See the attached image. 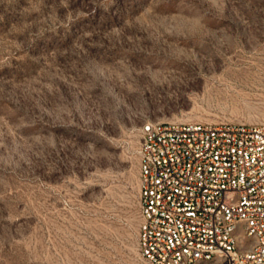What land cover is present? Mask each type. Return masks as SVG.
Wrapping results in <instances>:
<instances>
[{
    "label": "rangeland",
    "instance_id": "1",
    "mask_svg": "<svg viewBox=\"0 0 264 264\" xmlns=\"http://www.w3.org/2000/svg\"><path fill=\"white\" fill-rule=\"evenodd\" d=\"M162 120L264 124V0H0V264H148Z\"/></svg>",
    "mask_w": 264,
    "mask_h": 264
},
{
    "label": "built area",
    "instance_id": "2",
    "mask_svg": "<svg viewBox=\"0 0 264 264\" xmlns=\"http://www.w3.org/2000/svg\"><path fill=\"white\" fill-rule=\"evenodd\" d=\"M137 153L148 264H264V124L146 121Z\"/></svg>",
    "mask_w": 264,
    "mask_h": 264
}]
</instances>
